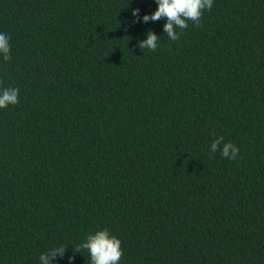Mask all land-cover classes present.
Segmentation results:
<instances>
[{"label": "trees", "instance_id": "trees-1", "mask_svg": "<svg viewBox=\"0 0 264 264\" xmlns=\"http://www.w3.org/2000/svg\"><path fill=\"white\" fill-rule=\"evenodd\" d=\"M157 7L0 0V264H91L104 229L119 264H264V0H213L176 41Z\"/></svg>", "mask_w": 264, "mask_h": 264}, {"label": "clouds", "instance_id": "clouds-1", "mask_svg": "<svg viewBox=\"0 0 264 264\" xmlns=\"http://www.w3.org/2000/svg\"><path fill=\"white\" fill-rule=\"evenodd\" d=\"M155 2L158 5L155 12L144 15L142 20L147 23L150 20L157 21L166 18L163 30L172 41L179 39L177 28L186 29L187 21H192L196 26H199L203 12L210 11L213 6V0H155ZM139 11V9H134L132 13L137 18V22L140 19ZM146 35L147 39L139 41L138 47L155 51L159 37L151 30L147 31ZM9 40V36L0 33V56L4 61L11 59ZM19 92V88H6L0 91V109L19 103ZM217 151H220L223 157L233 160L239 154V149L231 142H224L223 136L212 141L209 149L210 157ZM66 248L61 245L42 253L39 257L40 264H51V261L58 256L62 258ZM80 249H86L89 252L91 264H119L123 256L121 241L117 237L111 236L107 229L89 234L86 240L78 245L76 251L79 252Z\"/></svg>", "mask_w": 264, "mask_h": 264}]
</instances>
